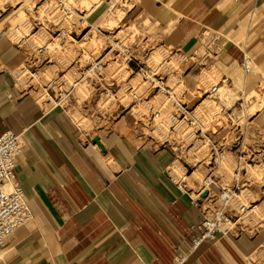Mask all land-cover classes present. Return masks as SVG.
<instances>
[{
  "label": "crops",
  "instance_id": "obj_1",
  "mask_svg": "<svg viewBox=\"0 0 264 264\" xmlns=\"http://www.w3.org/2000/svg\"><path fill=\"white\" fill-rule=\"evenodd\" d=\"M122 24L136 28L138 46L193 59L214 39L218 57L207 68L236 94L264 89V0H133ZM26 62V52L0 35V135L21 137L16 176L33 216L6 240L0 264H173L179 252L186 264L264 258V227L190 250L204 214L168 174L174 154L125 128L98 136L105 151L83 143L66 111L21 90L16 73ZM187 69L184 83L193 91L205 68Z\"/></svg>",
  "mask_w": 264,
  "mask_h": 264
},
{
  "label": "rangeland",
  "instance_id": "obj_2",
  "mask_svg": "<svg viewBox=\"0 0 264 264\" xmlns=\"http://www.w3.org/2000/svg\"><path fill=\"white\" fill-rule=\"evenodd\" d=\"M18 1L16 4L11 3L9 0H0V19L4 17L8 18L6 24L0 30V35L7 36L15 44L24 38V41L27 43L22 49L29 50L33 57L37 56V47H48L46 53L49 54L48 56H51V60L58 66L59 74L50 65L43 64L40 71L43 76L34 85L33 89L35 91L31 92V96L37 100L38 104L53 107L55 104L43 97V88L46 80L49 82L52 79H58L63 90L70 91V96L61 104V107L64 108L62 110L66 111L71 120L78 125V133L83 143H92L91 140L96 136L125 128L128 131H137L139 136L146 138L144 140L147 143L152 144L151 136L153 137L154 134H151L149 131L148 123H145L144 116H141V114H149L148 112H150L151 108L159 109L163 107L161 122L166 132L169 133L168 128L170 126L175 129L173 134L170 135L168 142L170 144L168 147L175 148L176 151L174 153V162L171 166L175 170L169 169L170 176L175 182L180 183L182 177L187 178L195 170L199 169L201 172V181L196 185L188 186V179L184 182L187 184L188 189L194 192L193 198L196 197L195 192L202 187L203 180L208 174L207 168H204L202 165L193 166L196 163V161L192 162L191 159L194 151H191L190 154L188 152L193 147L194 150L197 149L196 147L199 144L197 133L200 128L213 141H218L223 136H228L229 138L230 136H234L231 123L226 121L224 111L230 109L231 112H234L235 126L242 127L243 130L248 132V138L245 143L247 147L246 152H248V147H250L254 155L261 152L262 156H264V124L262 123L264 111L256 113L259 109L257 103L260 101L264 102V89L261 87L249 95L236 94V90H232L233 86L230 81L227 78H223L215 68L208 69L206 66L208 63L204 64L203 60L191 58H187L186 61L182 59L183 56L180 53L164 50L161 46H150L149 44H146L144 47L140 46L139 48L142 47V49L139 53L141 62L139 68L145 69L149 67L154 69L161 65L159 63L170 61L173 69H170V66L165 71L162 70V73L165 74L164 82L170 78L168 85L175 93V97L168 99V96H157L154 100H152L153 98H149V100H152L150 104H147L149 101L145 100L138 105L136 110L134 108V114H130L131 111L129 110L132 108L130 106L132 105L130 86L136 88L138 84H141V86L147 85L142 83L141 77L134 78L135 74H131L128 71L126 65L123 64L122 58L116 59L114 58L115 54L111 53L105 59V61H109L106 64L105 70L106 83L110 85L113 81H116V84L112 87V91L113 93H117L119 102L125 100L126 104L122 103L125 106L123 108L119 102L111 101L102 110L103 102L99 100V94L105 87L92 83L88 77L82 81V73L88 71L91 63L107 55L110 47L114 46L116 41L125 40L124 43L127 42L129 46L134 42L136 39L134 36L137 35L136 28L132 27L128 29V25L122 24L123 17L133 9V0H66L71 3L70 8L72 11H85V15L89 14V17L86 19L87 21L81 22L80 29H75L73 33L68 34L70 35L69 37L63 38L59 37V34L51 29V26H47V23L44 21L47 18V11L56 10L57 5L62 0ZM111 1L115 4V7L114 5L111 7ZM37 22L44 24L43 29L37 25ZM16 26H20L21 28L19 32L15 33L14 29ZM46 29L52 30V32ZM129 32H132V34ZM211 43H214V39H211L208 45ZM204 52L202 50L198 55L204 56ZM44 57H40V60L42 61ZM77 61L80 63L79 65L76 64ZM119 64L123 66L122 69ZM194 64L205 69L195 79H198V81H196L195 89L191 91L186 88L184 78L189 71L187 68ZM26 68L27 65L25 64L16 73L17 83L23 91L28 90L31 84L27 79L29 78L28 74H23ZM112 78L114 80H111ZM201 78L205 79L202 80ZM222 79H227L228 82L222 84ZM203 81L204 83L206 82L204 85ZM78 83L81 84L72 90V86ZM218 83L220 84V90L216 96L209 98L207 95H203V91ZM39 97L42 99H39ZM260 115L262 117H259L260 119L255 122L256 118ZM218 120L219 122H217ZM137 124L138 126H135ZM192 139L195 140L191 141ZM137 144L143 145L144 143L138 142ZM252 161L251 156L249 162L252 163V166L261 165L262 170L259 174L256 173L255 177L246 175L247 178H243V180L250 181L247 187L251 191L250 195H248L250 201L261 197L264 193V188H261L264 183V157H257ZM185 162H190L192 165L188 166ZM235 165L236 159L232 158L231 161L229 159L221 167L214 169V174L219 176L222 186L231 184L232 181L229 174L233 173ZM196 167L197 169H195ZM248 168V166H245V169ZM249 169H252V167ZM261 254H264V250ZM258 264H264V258L260 259Z\"/></svg>",
  "mask_w": 264,
  "mask_h": 264
},
{
  "label": "built area",
  "instance_id": "obj_3",
  "mask_svg": "<svg viewBox=\"0 0 264 264\" xmlns=\"http://www.w3.org/2000/svg\"><path fill=\"white\" fill-rule=\"evenodd\" d=\"M70 4L69 1L62 0L57 5L56 10L47 11V18L44 19L47 26H51V29L55 30L61 38L69 37L70 35L68 34H71V32L73 33L75 29H80L81 22L87 21L86 19L89 17V14L85 15V11H72ZM113 5L115 7V4L111 1V7ZM37 25L41 28L44 27V24L40 22H37ZM20 28V26H16L14 29L15 33L19 32ZM47 31L52 32V30ZM129 33L132 34V32ZM134 37H136V35ZM124 41L125 40L116 41V44L110 47L107 55H104L94 63H91L88 71L82 73V81L88 77L92 83L105 87L99 94V100L103 102L102 110L107 107L111 101L119 102V99H117V93H113L112 91V87L116 84V81H113L110 85L106 83L107 78L105 70L107 67L106 64L109 63V61H105V59L111 53L115 54L114 58L116 59L122 58L123 64L126 65L128 71L131 72V74H135L134 78L141 77L142 83L147 85L141 86V84H138L136 88L130 86L132 105H129L132 107L131 110L133 108L136 110L138 105L145 100H148L149 102L147 104H150V102L157 96H168V99L174 98L175 93L168 85L170 78L164 82L165 74L162 73V70L165 71L171 66V62L163 61L164 63H159L161 65L154 69L149 67H146L145 69L139 68L141 64L139 53L145 45H141L142 47L139 48L140 46L136 45V39L130 46L127 42L124 43ZM26 43L27 42L24 41L23 38L20 42L16 43V45L18 48L22 49ZM208 43H206L204 56L196 58L197 60H203L204 64H206L209 59L217 56L212 50V43L209 45ZM47 50L48 47H37V56L35 57L31 55L29 50H24L27 57V68L23 74H28L27 76H29V78L27 79L31 83L28 90L24 91L27 95H31L30 92L34 90V85L37 84V81L43 76L40 72L43 64L46 63L47 65H50V67L59 74L58 66L53 60H51V56H48L49 54L46 53ZM44 55H46V57H44ZM180 55L183 56L182 59L187 61V56L181 53ZM40 57H44L42 61L40 60ZM28 59L30 60L29 62ZM76 64L79 65L80 63L77 61ZM120 64L119 66L122 69L123 66ZM244 68L246 72L250 71L249 67L245 64ZM170 69H173V67L171 66ZM87 74L91 76H86ZM111 80H114V78ZM174 80L176 81V79ZM227 82V79H222V84H226ZM78 84L80 85L81 83ZM76 85L77 84L72 86V90L77 88ZM219 85V83L212 85L209 89L202 92L203 95H207L209 98L216 96L220 90ZM61 86L62 85L59 83L58 79H52L49 82L46 80L43 88L45 96L43 95V97H45L47 101L50 100L53 102L55 104L53 106L54 108L64 109L61 107V104L70 96V91H64ZM179 87L181 88V86ZM149 98L153 99L149 100ZM39 99H41V97H39ZM122 103L125 105L126 101L122 100V102H119L124 108L125 106ZM257 105L259 106V109L256 113L264 111L263 101L258 102ZM149 111V114L143 113L141 116H144V121L145 123H148L149 131L151 134H154L153 137L151 136L152 146L159 149H168L174 154L176 152L175 148H169L168 146L170 144H168V142L170 135L173 134L175 129L170 126L168 128L169 133L166 132V129L161 122L163 107L159 109L151 108ZM101 113L103 112L101 111ZM244 113L246 112L244 111ZM224 114L226 116V121L231 123L230 125L234 136H230V138L228 136H223L222 139L213 141L205 132H203V129L200 128L197 133V140L199 143L196 147L197 149L194 150L193 147L188 152L190 154L191 151H194L191 159L192 162L196 161V163L193 164V166L202 165L207 168L208 175L203 180L202 187L195 192L196 197H192L194 192L188 189L187 184L184 183L186 177H182L180 183H178V188L181 193L189 197L190 205L192 207L200 208L204 214L203 218L195 227L197 235L191 243L190 250L192 251L196 250L203 243H217L221 239L229 237L230 235L241 236L247 234V231L248 233H253L255 230L264 227V193L261 197L254 198L253 201H250L248 195H250L251 191L247 188L250 181L243 180V178H247V169H245V166L253 167L252 163L249 162L250 157L252 156V160L254 161L255 158L264 156H262L261 152L254 155V153L251 152L250 147H248L249 150L246 152L247 147L245 143L248 138V132L243 130L242 127L235 126L234 112H231L229 109L224 111ZM217 122H219V120ZM138 124L135 126H138ZM193 140L195 139H192L191 141ZM23 151L24 146L19 135H16L11 131H7L0 135V263L3 259V246L6 240L13 236L18 230L27 226L33 219L32 212L27 205L24 189L16 176L17 160L23 154ZM232 158L236 159L233 173L229 174L232 182L230 185L222 186L220 184L219 176L214 174V169L221 167L222 164L229 159L231 161ZM185 163L188 166L192 165L190 162ZM169 173L170 170L168 171V174ZM261 188H264V183ZM205 191L208 192V195L206 198H202V194ZM186 262L187 254L179 252L175 257L173 264H186Z\"/></svg>",
  "mask_w": 264,
  "mask_h": 264
},
{
  "label": "bare ground",
  "instance_id": "obj_4",
  "mask_svg": "<svg viewBox=\"0 0 264 264\" xmlns=\"http://www.w3.org/2000/svg\"><path fill=\"white\" fill-rule=\"evenodd\" d=\"M9 1H10L11 3H16V4L19 2L18 0H9ZM17 1H18V2H17ZM115 2H116V1H115ZM87 41H89V40H87ZM87 41H86V42H87ZM91 41H92V39H91ZM88 43H90V41H89ZM91 44H92V42H91ZM91 44H90V45H91ZM85 45H88V44H85ZM85 45H84V46H85ZM91 46H92V45H91ZM91 46H90V47H91ZM88 47H89V46H88ZM214 72H215V71H214ZM203 76H204V75H203ZM18 79H19V78H18ZM201 79L203 80V79H205V78H201ZM199 80H200V79H199ZM205 81H206V80H205ZM202 83H203V85H204L206 82L204 83V81H203ZM200 84H201V83H200ZM203 85H202V86H203ZM77 86H79V84H77L76 87H77ZM253 95H254V94H253ZM251 98H252V97H251ZM41 99H42V98H41ZM129 111H130V110H129ZM133 111H134V108L131 110L130 114L133 113ZM133 114H134V113H133ZM133 114H132V115H133ZM129 116H130V115H129ZM258 165H259V164H258ZM260 166H261V165H260ZM260 166H256V167L254 166V167H252V169H249V168H250V167H249V168L247 169V173H246V175H250V177H255L256 173L259 174V172L262 170V168H261ZM201 167H202V166H201ZM201 167H200V168H201ZM170 168H171V169H174V168H172V167H170ZM204 168H205V167H204ZM195 169H197V167H196ZM256 169H257V170H256ZM174 170H175V169H174ZM184 170H185V169H184ZM202 172H203V171H202ZM200 178H201V172L199 171V169H198V170H195L194 173H192L191 175L187 176V178H186V179H188V181H189V183H188L189 185H188V186H194V185H196L197 183H199V181H201ZM263 255H264V254H263ZM260 257H261V256H260ZM261 258H262V257H261ZM251 260H254L255 262H257L256 264H258V261H257L258 259H257L256 257H253ZM259 260H260V259H259ZM254 261H253V262H254Z\"/></svg>",
  "mask_w": 264,
  "mask_h": 264
},
{
  "label": "water",
  "instance_id": "obj_5",
  "mask_svg": "<svg viewBox=\"0 0 264 264\" xmlns=\"http://www.w3.org/2000/svg\"><path fill=\"white\" fill-rule=\"evenodd\" d=\"M92 144L98 146L102 151H105V148L103 146V144L101 143V140L98 136H96L93 140H92ZM208 195V192L205 191L203 194H202V198H206Z\"/></svg>",
  "mask_w": 264,
  "mask_h": 264
}]
</instances>
